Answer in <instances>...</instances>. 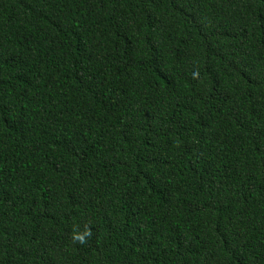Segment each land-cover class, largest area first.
Masks as SVG:
<instances>
[{
  "label": "trees",
  "instance_id": "1",
  "mask_svg": "<svg viewBox=\"0 0 264 264\" xmlns=\"http://www.w3.org/2000/svg\"><path fill=\"white\" fill-rule=\"evenodd\" d=\"M0 264H264V0H0Z\"/></svg>",
  "mask_w": 264,
  "mask_h": 264
},
{
  "label": "clouds",
  "instance_id": "2",
  "mask_svg": "<svg viewBox=\"0 0 264 264\" xmlns=\"http://www.w3.org/2000/svg\"><path fill=\"white\" fill-rule=\"evenodd\" d=\"M86 235L87 234H77L75 238L79 240L80 243H86Z\"/></svg>",
  "mask_w": 264,
  "mask_h": 264
}]
</instances>
